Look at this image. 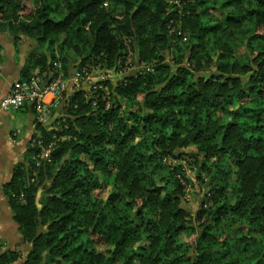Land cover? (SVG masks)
Listing matches in <instances>:
<instances>
[{
  "label": "trees",
  "instance_id": "trees-1",
  "mask_svg": "<svg viewBox=\"0 0 264 264\" xmlns=\"http://www.w3.org/2000/svg\"><path fill=\"white\" fill-rule=\"evenodd\" d=\"M0 31L33 41L20 80L119 73L33 120L0 264H264V0H0Z\"/></svg>",
  "mask_w": 264,
  "mask_h": 264
},
{
  "label": "crops",
  "instance_id": "crops-1",
  "mask_svg": "<svg viewBox=\"0 0 264 264\" xmlns=\"http://www.w3.org/2000/svg\"><path fill=\"white\" fill-rule=\"evenodd\" d=\"M32 46L33 41L27 38L15 46L10 37L0 31V99L8 93L13 82L20 79L21 68ZM52 100L50 94L45 97L47 104ZM33 128L31 109L22 108L10 112L0 110V239L6 247L20 251L25 243H21L2 186L11 179L14 165L23 159Z\"/></svg>",
  "mask_w": 264,
  "mask_h": 264
},
{
  "label": "built area",
  "instance_id": "built-area-1",
  "mask_svg": "<svg viewBox=\"0 0 264 264\" xmlns=\"http://www.w3.org/2000/svg\"><path fill=\"white\" fill-rule=\"evenodd\" d=\"M1 58V52H0ZM131 61V53H128L126 64ZM60 65L58 64L57 67ZM119 73L115 71H106L102 73L101 79L114 78ZM94 77L86 71H75L70 79H66L63 73L58 69L56 76L47 81V85L43 82L42 76L36 74L28 81L16 80L11 85L8 93L0 99V110L5 112L16 111L20 109L24 104H30L34 106L36 111L35 120L37 123L43 125L50 122L51 109L58 108L63 105V93L68 89L69 83L78 86L85 81L93 82ZM83 81V82H82ZM52 95L53 100L50 104L45 102L47 95ZM36 133V129L33 128V134ZM37 144L40 142L37 141ZM48 157V150L43 149L40 155V159ZM38 164V162H37Z\"/></svg>",
  "mask_w": 264,
  "mask_h": 264
},
{
  "label": "rangeland",
  "instance_id": "rangeland-1",
  "mask_svg": "<svg viewBox=\"0 0 264 264\" xmlns=\"http://www.w3.org/2000/svg\"><path fill=\"white\" fill-rule=\"evenodd\" d=\"M25 1L28 2V0H25ZM215 15L218 16L219 14L217 12H215ZM238 54L243 61H246L243 48H239ZM122 72H124V71H122ZM95 74H97V76L94 77L93 82L101 79L102 72L100 71V72L95 73ZM109 93H110L109 90L108 91L105 90L106 95H109ZM36 114H37L36 111H35V113L32 112L33 120L36 118ZM33 125H34V122H33ZM32 135H33V133H32ZM193 150H194V147H189V148L185 149V151H187V152H192ZM171 162L174 163V161H171ZM177 163H181L184 166L185 175L190 180V183L186 184V195H187L186 196V202H187V206L191 212V215H193L194 212L196 210H198L200 203L203 201L204 195L209 193L208 191L210 189L211 184L209 183V180H207L206 178L202 179V181L197 180V177L195 174L196 173V167L191 166L190 161H188L186 159H182V160H179ZM192 165H193V163H192ZM184 239H186V238L183 236L182 240H184ZM0 243L2 244L3 248H7L1 239H0ZM17 245H18V243H17ZM19 245H20V243H19ZM20 252L22 254V257L26 256L27 252H29V245L25 244V246L21 248ZM20 261L14 263V264H19Z\"/></svg>",
  "mask_w": 264,
  "mask_h": 264
},
{
  "label": "water",
  "instance_id": "water-1",
  "mask_svg": "<svg viewBox=\"0 0 264 264\" xmlns=\"http://www.w3.org/2000/svg\"><path fill=\"white\" fill-rule=\"evenodd\" d=\"M47 85V83H45L44 85H43V87H45Z\"/></svg>",
  "mask_w": 264,
  "mask_h": 264
}]
</instances>
